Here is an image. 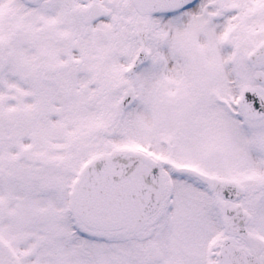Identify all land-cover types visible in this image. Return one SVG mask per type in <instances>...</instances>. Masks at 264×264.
Segmentation results:
<instances>
[{"label": "snow or ice", "instance_id": "snow-or-ice-1", "mask_svg": "<svg viewBox=\"0 0 264 264\" xmlns=\"http://www.w3.org/2000/svg\"><path fill=\"white\" fill-rule=\"evenodd\" d=\"M0 264H264V0H0Z\"/></svg>", "mask_w": 264, "mask_h": 264}]
</instances>
